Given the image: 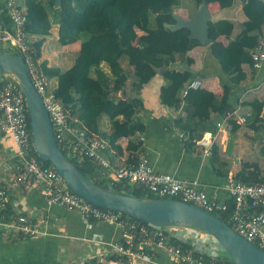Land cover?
Masks as SVG:
<instances>
[{
	"label": "trees",
	"instance_id": "1",
	"mask_svg": "<svg viewBox=\"0 0 264 264\" xmlns=\"http://www.w3.org/2000/svg\"><path fill=\"white\" fill-rule=\"evenodd\" d=\"M23 1L27 16L26 32L37 60L41 58L42 46L51 36L53 25L58 26L56 43L61 47L80 43V49L68 69L49 66L47 61L39 62V67L49 94L62 104L69 123L99 137L110 147L115 148L116 141L123 137L139 147L138 136L144 129L143 123L137 119L142 108L141 101L125 97L128 68L132 69L129 84L135 89L149 83L164 69L160 74L165 82L159 94L160 102L175 113L181 111V115L176 113L173 125L177 132L188 134L183 139L187 146H193L204 132L209 131L208 124L212 125L213 116L220 123L234 111L230 90L225 85L221 97L202 89L187 90L197 76L201 77L200 73L191 70L193 60L188 56L200 44L189 38L190 33L185 28L177 31L169 29L176 24L175 12L181 8V0H61L58 7L54 6L53 0ZM191 1L196 11L210 4L227 9L235 3V0ZM241 9L245 21L234 39L230 38L234 30L233 22L209 19L207 23L211 40L208 52L217 62L220 75H225L236 86L246 77L243 66L251 67L250 50L260 38L264 39V0H246ZM221 37L227 40V44L219 40ZM4 52L18 55L14 50L6 51L5 48ZM52 79L56 80V86L49 91L47 82ZM119 91L121 96L118 97ZM249 106L252 114L246 125L255 130L264 123L260 118L264 101H255ZM104 117L108 131H104L101 123ZM28 121L30 123L29 117ZM226 124L232 132L239 128L235 117L228 119ZM214 125L212 133L217 129ZM60 149L96 185L128 196L157 198L140 186L126 183L110 185L100 178L96 179L97 168L91 160L73 159L62 147ZM263 150L264 146L262 154ZM206 156L214 172L219 177H227L217 142L212 144ZM44 164L51 166L48 162ZM251 170L260 171L256 164L244 163L235 175V181L248 185L264 184V178L257 179ZM233 205V201L227 205L229 211ZM213 215L226 221L228 213L216 211ZM6 219L10 220V217ZM116 259V256L109 258ZM218 261L232 264L228 257ZM87 264L104 263L92 259Z\"/></svg>",
	"mask_w": 264,
	"mask_h": 264
},
{
	"label": "crops",
	"instance_id": "2",
	"mask_svg": "<svg viewBox=\"0 0 264 264\" xmlns=\"http://www.w3.org/2000/svg\"><path fill=\"white\" fill-rule=\"evenodd\" d=\"M6 3L7 0H0V28L11 30L12 24ZM19 4L24 9V1L19 0ZM179 7L181 8H177L175 14L185 20H192L197 14L191 0H181ZM241 8L242 4L235 0L231 8L220 9L218 4H210L207 11L211 21L228 20L234 23L230 37L234 39L245 21ZM50 32L51 36L42 46L38 62L47 61L49 66L66 70L71 67L80 49V43L61 47L56 43L58 26L53 25ZM219 40L227 44L223 37ZM207 47L199 45L188 53L193 60L191 70L201 74V77L197 76L194 81L200 83L199 89L218 97L223 95V86H227L236 113L235 119L244 117L247 120L252 114L249 104L264 101V64L259 70H253L249 65L243 66L245 79L237 86L232 85L225 75H220L217 62L210 56ZM2 48L4 50V45ZM131 71V68L126 70L127 82L124 92L125 97L138 99L142 103V108L137 114V119L144 125L138 136L140 146L134 145L129 138L124 137L116 141L115 148L105 142L108 148L103 152V156L109 164L114 168H121L131 163L137 152L142 151L154 171L187 180L208 197L226 205L232 203L227 186L230 182H237L235 175L241 171L244 163L256 164L260 171L250 172H254L259 180L264 178V154L261 151L264 146V123L253 130L247 128L246 123L240 124L237 121L239 128L234 132L227 125L225 129L220 131L216 129L212 133L215 129L214 124L218 122L216 116L212 117V125L208 124L210 129L204 132L202 137L211 135L213 143L217 142L219 146V155L224 162L222 165L224 170H227V177H219L211 168L202 147L196 142L193 146H187L184 140L179 138L173 119L176 113L181 115V111L175 113L173 109L161 104L159 94L165 85L161 75L155 76L140 89H135L129 84ZM47 83L49 91L56 86L55 79ZM184 95L185 91L182 97ZM117 96H121V91ZM260 118L264 121V107ZM101 123L104 131H108L105 117ZM0 151L4 160L15 164L12 158L14 145L10 137L0 136ZM95 178L98 179L97 171ZM9 200L8 214H11V218L18 215L29 216L39 224L43 236L26 241H7L2 237L0 228V264H87L92 259L107 264L110 257H115L110 246L125 242L124 233L118 226L86 220L76 212H67L49 205L37 189L28 192L21 189L12 190L9 192ZM216 247L217 249L211 252L218 254L217 259L226 258L223 248H218V245ZM151 254L153 257L151 261L139 264H175L163 250L154 248Z\"/></svg>",
	"mask_w": 264,
	"mask_h": 264
},
{
	"label": "built area",
	"instance_id": "3",
	"mask_svg": "<svg viewBox=\"0 0 264 264\" xmlns=\"http://www.w3.org/2000/svg\"><path fill=\"white\" fill-rule=\"evenodd\" d=\"M6 8L12 29L0 28V44H7L8 50H14L24 60L34 89L41 96L52 122L56 143L71 158L91 160L97 168L98 178L110 185H136L157 198L176 199L193 204L208 213H228L225 223L264 252V184L230 182L227 192L234 205L229 211L226 204L208 197L187 180L154 171L142 151L137 152L127 166L114 168L103 156L108 148L107 144L99 137L89 135L86 130L71 125L62 104L49 94L46 80L29 42L26 32L27 16L19 0H7ZM249 53L251 68L261 69L264 64V39H259ZM199 86V82L193 81L187 90H196ZM235 116V111L228 113L216 124L217 129H224L227 120ZM28 117L21 86L13 76H6L0 80V136L11 138L15 164L4 160L0 151V228L3 238L7 241H26L43 236L39 224L29 216L18 215L11 218L12 216L4 214L10 202V191L21 189L28 192L37 189L49 205L67 212H76L86 220L116 225L122 230L126 244L124 242L110 246L117 259L107 264H139L151 261L154 248L165 251L175 264H224L196 238L197 234L205 235L204 232L188 229L190 232L183 235L174 227L154 226L121 212L96 207L74 194L55 168L46 166L34 152ZM237 121L244 124L246 118L238 117ZM178 136L184 139L188 134L178 132ZM196 144L207 153L213 144V138L211 135L202 137ZM6 217H10V220Z\"/></svg>",
	"mask_w": 264,
	"mask_h": 264
},
{
	"label": "water",
	"instance_id": "4",
	"mask_svg": "<svg viewBox=\"0 0 264 264\" xmlns=\"http://www.w3.org/2000/svg\"><path fill=\"white\" fill-rule=\"evenodd\" d=\"M237 1L242 5L246 2ZM53 3L58 7L61 0H53ZM175 19L176 24L169 26L171 31L185 28L190 33V39L197 40L202 46L211 44L207 7H201L192 20H185L177 15ZM163 71L161 69L159 74ZM2 74L13 76L23 90L37 156L55 168L74 194L96 207L121 212L154 226L207 233L220 243L232 264H264L262 250L235 233L223 220L193 204L176 199L128 196L102 188L88 180L57 146L49 115L31 83L24 60L18 55L4 52L0 45V75Z\"/></svg>",
	"mask_w": 264,
	"mask_h": 264
},
{
	"label": "bare ground",
	"instance_id": "5",
	"mask_svg": "<svg viewBox=\"0 0 264 264\" xmlns=\"http://www.w3.org/2000/svg\"><path fill=\"white\" fill-rule=\"evenodd\" d=\"M3 49V48H2ZM4 51V50H3ZM7 53V52H6ZM31 83H32V81H31ZM33 85V84H32ZM34 87V86H33ZM39 95V94H38ZM40 96V95H39ZM41 97V96H40ZM48 113V112H47ZM50 119V118H49ZM50 123H51V126H52V122H51V120H50ZM52 132H53V137H54V139H55V142H57V140H56V138H55V135H54V130H53V128H52ZM57 144V143H56ZM57 146L59 147V149H60V147L61 146H59L58 144H57ZM61 150V149H60ZM64 150V149H63ZM62 152V151H61ZM66 156V155H65ZM67 157V156H66ZM68 158V157H67ZM69 159V158H68ZM10 201V200H9ZM9 204H10V202H9ZM8 204V209H9V205ZM6 210L5 212H4V214H8L9 213V210ZM211 214H213V213H211ZM223 222H225V221H223ZM181 232V234H185V233H189L190 231L189 230H184V229H182V230H180ZM196 238H198L199 239V241L203 244V246L206 248V250L207 251H209V252H211V251H213V249H217V247H216V245H218L217 244V240L216 239H214L213 237H211V238H213V239H208V238H210V236L209 235H207V237L205 236V235H196ZM218 248H222V246L220 245V243H219V245H218ZM212 253V252H211Z\"/></svg>",
	"mask_w": 264,
	"mask_h": 264
},
{
	"label": "rangeland",
	"instance_id": "6",
	"mask_svg": "<svg viewBox=\"0 0 264 264\" xmlns=\"http://www.w3.org/2000/svg\"><path fill=\"white\" fill-rule=\"evenodd\" d=\"M182 5H185V4H182ZM4 47H5V50L7 51L8 49V47H7V44H5L4 45ZM19 56V55H18ZM6 76H11V75H9V74H2V75H0V80H3L4 78H6ZM197 89H199V88H197ZM183 94V93H182ZM225 126H227V124L225 125ZM225 129V128H224ZM31 131V130H30ZM206 137V136H205ZM215 139H216V141H217V136L215 137ZM204 150V149H203ZM129 164V163H128ZM127 164V165H128ZM127 165H125V166H127ZM125 166H123V167H125ZM122 168V167H121ZM184 230H188V229H184ZM189 230H191V229H189ZM197 231V230H196ZM199 232V231H198ZM201 232V231H200ZM207 235H209V234H207V233H205V236L207 237ZM210 236V235H209ZM124 238H125V236H124ZM208 239H213V238H208ZM124 243V242H123ZM119 244V243H118ZM125 244H126V238H125ZM217 244L219 245V242H217ZM206 247V246H205ZM222 249V248H221ZM223 251H224V249H222ZM115 255V254H114ZM218 255V254H217ZM216 255V256H217ZM116 256V255H115ZM117 257V256H116ZM218 257V256H217ZM110 261H112V260H110Z\"/></svg>",
	"mask_w": 264,
	"mask_h": 264
}]
</instances>
